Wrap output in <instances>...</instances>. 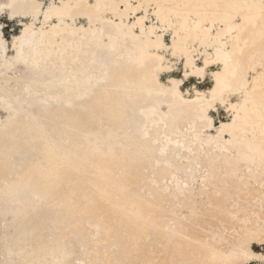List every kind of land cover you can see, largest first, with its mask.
<instances>
[{"label": "bare ground", "instance_id": "obj_1", "mask_svg": "<svg viewBox=\"0 0 264 264\" xmlns=\"http://www.w3.org/2000/svg\"><path fill=\"white\" fill-rule=\"evenodd\" d=\"M0 17L20 28L0 32V264L264 263V0H0ZM210 28L231 38L212 90L161 84L162 34L187 78Z\"/></svg>", "mask_w": 264, "mask_h": 264}, {"label": "rangeland", "instance_id": "obj_2", "mask_svg": "<svg viewBox=\"0 0 264 264\" xmlns=\"http://www.w3.org/2000/svg\"><path fill=\"white\" fill-rule=\"evenodd\" d=\"M153 18V16L151 15ZM77 24H79V21H77ZM41 24L39 22L36 23L34 28L40 27ZM221 24H219L217 27H220ZM216 28H210L209 29V44L201 45L198 43V40L194 42L192 45L194 47V55L195 57V64L199 67H203L205 61L207 65L204 67L202 76H195L189 74L187 78L184 77V67L182 60L183 58L177 59L174 58L170 53V47L172 43V34L171 30H168L164 34H162L164 43L168 46L167 52L164 53V63L171 66V70L166 69L159 75L158 80L163 85H168V77H172L175 79H183L182 84L179 86V92L185 96L188 94V96L195 95V92L198 91L200 93H205V95L208 94L210 90L213 88V82H214V74L219 73L222 70L223 62L220 58H218L215 54L216 48H219V51L221 50V54L223 55V59H226L227 57V47L229 46L231 40L230 36L227 35V38L224 39L223 43H226V47L223 50V43L219 42L214 43L213 40L216 37L215 31ZM218 29V28H217ZM0 32L3 41L7 46H9L10 42L12 41V37L19 34L20 28L19 23L17 21H8L5 17H0ZM212 36V37H211ZM233 37H235V34H232ZM213 38V39H212ZM207 40V41H208ZM220 41V40H219ZM170 46V47H169ZM218 46V47H215ZM198 49V50H197ZM169 52V53H168ZM7 53L11 54V49H7ZM197 53V54H196ZM215 59V60H214ZM170 61V62H169ZM189 72V71H188ZM225 101V102H224ZM223 102H216L211 108H210V117L213 121L214 128L213 132H216V130L222 125V124H228L232 120V114L235 113L236 110L239 109L242 101V94H231L229 97L225 98ZM240 104V105H239ZM234 105V107H233ZM238 106V107H237ZM229 108V109H228ZM238 108V109H236ZM236 109V110H235ZM235 115V114H234ZM3 116V114H1ZM257 252L262 253L263 249L257 247L255 249ZM251 264H264L262 261H254Z\"/></svg>", "mask_w": 264, "mask_h": 264}]
</instances>
